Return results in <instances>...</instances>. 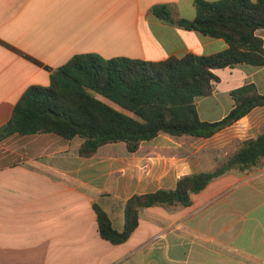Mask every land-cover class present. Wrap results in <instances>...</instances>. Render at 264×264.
Instances as JSON below:
<instances>
[{
	"label": "crops",
	"instance_id": "crops-1",
	"mask_svg": "<svg viewBox=\"0 0 264 264\" xmlns=\"http://www.w3.org/2000/svg\"><path fill=\"white\" fill-rule=\"evenodd\" d=\"M195 1L0 0V127L29 87L49 86L51 72L76 55L160 62L226 51L224 39L150 12L169 4L175 17L192 20ZM257 34L264 41V30ZM214 73L213 95L197 101L203 121L224 119L235 105L231 93L246 84L264 95V67ZM262 133L264 107L210 138L160 134L135 153L121 142L84 158L79 138L8 137L0 141V264H264V159L213 180L188 207L142 209L138 228L120 245L101 237L94 209L100 205L122 229L132 196L215 171Z\"/></svg>",
	"mask_w": 264,
	"mask_h": 264
},
{
	"label": "trees",
	"instance_id": "trees-1",
	"mask_svg": "<svg viewBox=\"0 0 264 264\" xmlns=\"http://www.w3.org/2000/svg\"><path fill=\"white\" fill-rule=\"evenodd\" d=\"M195 10L192 20L175 17L169 4L155 5L150 12L162 22L224 39L229 46L226 51L160 62L76 55L51 72L49 86H31L25 91L10 120L0 127V141L15 134H55L68 141L81 139L79 155L84 158L121 142L129 153H135L142 142L160 134L210 138L253 109L264 107V95L254 84H246L231 93L234 108L221 121H203L197 109L198 99L212 96L214 84L220 81L215 70L264 67V41L257 34L264 30V0H196ZM263 159L264 133L245 141L215 171L184 176L174 189L132 196L124 205L122 229L96 204L100 235L114 245L123 244L138 228L142 209L188 207L192 196L213 180L235 168L250 170Z\"/></svg>",
	"mask_w": 264,
	"mask_h": 264
}]
</instances>
